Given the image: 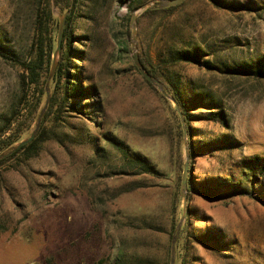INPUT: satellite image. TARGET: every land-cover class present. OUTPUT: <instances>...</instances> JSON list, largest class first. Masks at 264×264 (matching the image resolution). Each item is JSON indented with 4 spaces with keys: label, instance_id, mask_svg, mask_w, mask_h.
<instances>
[{
    "label": "rangeland",
    "instance_id": "rangeland-1",
    "mask_svg": "<svg viewBox=\"0 0 264 264\" xmlns=\"http://www.w3.org/2000/svg\"><path fill=\"white\" fill-rule=\"evenodd\" d=\"M38 1L0 0V129L15 110L18 120L13 127L21 123L26 128L22 140L36 128L48 89L52 97V79L61 59L60 52L52 73L54 52L41 80L46 93L36 110L41 84H29L25 63L33 55ZM234 1L253 6L229 8L211 0H188L157 34L158 19L152 14L137 23L139 53L145 50L163 65L165 53L159 52L173 38L196 42L207 51L199 63L163 69L170 87L178 79L177 71L187 77L191 90L198 82L208 86L231 119L229 127L215 121L192 122L209 136L230 135L238 143L233 150L191 158L199 180L221 182L231 174L241 178V159H264V76L225 71L238 61L264 55V0ZM52 8L59 22L60 16L71 13L54 1ZM128 14L121 0H100L91 18L85 12L75 15L74 43L86 41L90 59L74 60L86 68L82 80L97 88L95 116L67 110L56 121L49 117L44 129L49 139L36 156L19 154L0 164V218L9 225L0 234V264H113L120 253L159 263L168 254L172 258L173 239L184 217L176 168L179 153L183 167L186 161L185 136L179 144L176 103L148 84L135 63L132 34L127 36L129 25L132 31ZM57 38L58 32L55 51ZM125 41L129 48L123 49ZM206 61L216 67L209 68ZM187 140L190 150L189 132ZM120 147L128 155L147 156L162 173L132 167ZM262 176L253 194L207 196L193 190L176 240L175 263L181 240L178 249L187 253L188 264H264ZM142 218L156 226L145 228L139 223Z\"/></svg>",
    "mask_w": 264,
    "mask_h": 264
},
{
    "label": "trees",
    "instance_id": "trees-1",
    "mask_svg": "<svg viewBox=\"0 0 264 264\" xmlns=\"http://www.w3.org/2000/svg\"><path fill=\"white\" fill-rule=\"evenodd\" d=\"M53 1L60 5L64 10H70L71 13L68 14L66 28L64 32L61 59L57 66L55 75L52 79L53 92L50 101V105L46 116L43 118L41 123V129L36 134V136L28 143L22 145L17 150L13 151L11 154L7 155L0 160V164L8 160L12 156L23 154L26 158H31L36 156L41 145L49 139L45 135L46 123L48 118L53 116L56 120L62 118V114L65 111L71 112H86L88 117L95 116V103L93 101L97 98V88L91 83L90 80L83 81L84 76L82 72L85 71V66H78L75 63V58L81 60H89V46L86 41L77 44L74 43L73 39V22L76 14L85 12L86 16L90 17V14L94 12L97 5L100 4V0H39L37 3L35 11V35L32 43L33 55L25 63L26 69L29 71V84L39 85L44 76L45 71L49 72V65L52 63V57L55 52V36L59 30V21L55 18L53 13L52 4ZM150 0H121V4H126L129 10L128 21L130 22L133 12L139 8L144 3ZM188 1V0H187ZM160 7L158 5L150 7L145 10L138 17V25L142 23V20L152 14L151 17L158 19L157 23H154V32L157 34L158 29L162 26L163 22L172 14L175 13L180 7L186 4ZM217 6L229 7V8H252V4L236 2L234 0H211ZM93 9H95L93 11ZM132 31L131 26H128V38L131 37ZM85 46V47H82ZM139 46L140 45L139 43ZM123 49L129 48V44L125 41L122 45ZM146 51L140 52V58L145 67L148 69L153 77L158 78L165 86V89L170 95L178 102L179 110L182 112L183 117L186 121L187 129L190 138V155L192 160L197 155L203 153H212L217 151H228L233 150L235 143L237 141L230 135H220V136H209L203 128L194 127L192 125L193 121H215L220 125L225 127L230 126V116L226 113L224 109V104L222 99L217 96L216 93L210 90V88L204 84L198 82L194 89H190L187 85L186 76L177 71L178 79L175 84L171 87L165 83L163 69L166 67L176 68L178 64L184 62H200L204 53L207 51L200 44L193 41H181L176 38L166 41V43L161 47L159 54L165 53L163 56V63L156 62L153 58L146 55ZM209 68L216 67L212 61H206ZM72 66H74L72 68ZM137 68V67H136ZM75 70V73L72 72ZM226 72L233 74L234 76L241 75H254L256 77L264 76V55L254 59L253 61H238L235 64L227 66ZM176 72V71H175ZM145 81L153 86L146 77ZM45 82V81H44ZM154 87V86H153ZM45 87L41 84L40 93L35 96V106L36 110L41 104V97L45 94ZM164 97V96H163ZM87 99V101H84ZM93 106V107H92ZM93 108V109H92ZM202 109L201 113H195L193 110ZM34 113L32 110L30 111ZM181 114L178 115V143L183 141L184 128L182 124ZM18 117L16 111L14 110L10 117H8L0 129V153L7 150L8 148L14 146L15 143L22 140V135L26 131V128L19 123L16 127L13 125L17 122ZM116 137H111L115 140ZM238 144V143H237ZM128 161L131 162L132 167H139L142 171L148 174L160 175V171L145 155H140L137 153L126 152L122 147H120ZM179 152H181L179 148ZM182 154L179 153L178 164L176 168V173L178 171V182H177V194L178 196L184 195L182 190V176H180V171L184 170L181 164ZM240 163L243 165L241 169L243 170V176L241 178L235 175L225 176L221 182L211 181L210 178H203L201 180L197 179L195 175V169L192 161V166H190V173L188 179V196L190 197L193 190L198 189L200 192L207 196L211 195H224L225 192H230L232 194H253L254 190L257 188L260 179L259 176L264 174V159L260 156L250 159H241ZM185 165V164H184ZM183 168V169H182ZM183 175V174H182ZM264 178V176H262ZM190 218V216H189ZM139 223L145 228H153L154 222L148 219L142 218ZM188 224V223H187ZM175 228V222L173 224ZM9 229V225L5 220L0 218V234L3 231ZM187 227L184 226L182 229L181 238L184 237V232ZM215 236V235H214ZM180 241L177 244L178 262L175 264H188L187 253L183 250L178 249L180 246ZM126 244V243H125ZM171 255L168 254L163 263L151 259L149 257H133L128 256L125 253H120L117 255L113 264H170Z\"/></svg>",
    "mask_w": 264,
    "mask_h": 264
},
{
    "label": "water",
    "instance_id": "water-1",
    "mask_svg": "<svg viewBox=\"0 0 264 264\" xmlns=\"http://www.w3.org/2000/svg\"><path fill=\"white\" fill-rule=\"evenodd\" d=\"M185 1L186 0H150V1L146 2V3H144L143 5H141L139 8H137L133 12L132 17H131L132 45H133V49H134V60H135V63L137 65V67L139 68L140 72L143 74L144 77H146L150 82L155 84L165 95L170 97L176 103L178 109H179L178 102L166 91V89L164 87V84L158 78L153 77L150 74L148 69L145 67V65L141 61L140 53L138 51V43H137V40H138L137 21H138V17L145 10H147L150 7H154L156 5H158L160 7L175 6V5L182 4ZM68 14L69 13L66 12L62 16H60L58 38H57V49L55 51V56H54V60H53V65H52L53 67H52V71H51L52 73L55 71L57 60H58V56H59V54H60V52L62 50V42H63V37H64L65 28H66ZM47 93H48V95H47L46 105H45L44 109L42 110V113L38 117L37 126L34 129V131L32 132V134L30 135V137L20 141L19 143L15 144L14 146H12V147L8 148L7 150H5L4 152L0 153V159L3 158V157H6L8 154H10L13 151L17 150L22 145L30 142L36 136V134L39 131L42 118H43V116L45 114V111H46V109L48 107V104L50 102V99H51V94H50L49 89H48ZM180 114H181L182 124H183V128H184L185 146H186V161H185L183 175H182V190H183V193H184V217H185L186 211H187V205H188V179H189V173H190L189 171H190L191 155H190V150H189V142L187 140L188 129H187L186 121H185L181 111H180ZM184 217L181 219L179 225L177 226V231H176L175 237L173 239L171 264L175 263L176 240H177V238H178V236L180 234V228H181V224L183 222Z\"/></svg>",
    "mask_w": 264,
    "mask_h": 264
}]
</instances>
